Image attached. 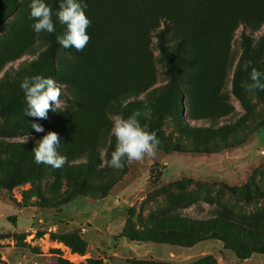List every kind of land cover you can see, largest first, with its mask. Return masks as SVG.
<instances>
[{"label": "rangeland", "instance_id": "obj_1", "mask_svg": "<svg viewBox=\"0 0 264 264\" xmlns=\"http://www.w3.org/2000/svg\"><path fill=\"white\" fill-rule=\"evenodd\" d=\"M234 1L190 17L205 41L169 31L160 61L154 30L127 7L83 0L90 41L79 52L57 43L55 17V32L33 31L31 0H0V264H264V91L247 90L251 67L264 73V22H241ZM44 2L55 13L60 0ZM35 75L64 86V111L24 116L20 83ZM136 111L156 155L109 167L110 116ZM49 131L67 157L60 169L34 162ZM213 217L230 224H196ZM202 228L226 236L186 233Z\"/></svg>", "mask_w": 264, "mask_h": 264}, {"label": "clouds", "instance_id": "obj_2", "mask_svg": "<svg viewBox=\"0 0 264 264\" xmlns=\"http://www.w3.org/2000/svg\"><path fill=\"white\" fill-rule=\"evenodd\" d=\"M30 19L34 21L31 25L33 31L37 34L41 32H55L56 23L64 27L62 35L57 36V43L64 49L74 48L82 52L90 41L87 29L91 21L86 16L85 9L87 4L83 0H60L58 9L53 10L44 0H31L29 4ZM251 62H245L243 70L248 71ZM264 73L251 67L250 80L247 90L253 92L256 89L264 91V82L261 77ZM62 85H58L52 78H45L40 75L25 77L20 88L24 93V116L34 119H46L47 113L51 110L64 111L66 104L60 98L63 94ZM140 112H133L127 118L119 114L111 115L112 126L111 135L115 138V148L111 152V158L107 165L114 169H121L124 161L142 162L145 159L154 158L159 140L155 132L148 130V125H141L138 117ZM32 129L36 132H43L40 124L32 123ZM29 140V136L23 138V143ZM35 147L32 149L34 162L44 164L55 169L62 168L67 162V157L61 155L57 149L60 145V138L57 133L49 131L41 139L35 141Z\"/></svg>", "mask_w": 264, "mask_h": 264}, {"label": "trees", "instance_id": "obj_3", "mask_svg": "<svg viewBox=\"0 0 264 264\" xmlns=\"http://www.w3.org/2000/svg\"><path fill=\"white\" fill-rule=\"evenodd\" d=\"M100 1V0H97ZM112 2L119 7H127L130 10L132 16L139 26H148L150 30H154L155 45L159 53V60L164 61L168 58L169 48L167 45V33L171 31L172 33L179 36L183 41L186 42H202L207 39H203L207 34L206 30H201L196 33V35H191V23L190 17H196L201 19L206 17L209 19L212 9L218 6L231 5L233 8L234 0H107ZM241 5H244L245 13L243 17H240L241 22H245L247 25L255 27L257 26L258 20L264 22V0H239ZM234 12V11H233ZM233 20V16L225 18L221 25L229 24ZM161 23V26H160ZM220 29V28H219ZM218 29V30H219ZM195 38V39H194ZM199 38V39H197ZM166 72L169 76L170 90L175 89V75L170 70L167 69ZM63 98L68 99L62 94ZM69 100V99H68ZM187 195H178V202L182 204L186 202ZM187 203V202H186ZM183 205V204H182ZM185 205V204H184ZM178 217L177 215H174ZM9 220L14 221V216L8 217ZM189 220L188 218L182 219L180 228L176 230L178 233H184L185 222ZM228 225L230 224L225 218L213 217V219L205 220L202 222H197L196 224L202 225L208 222L217 223L221 222ZM240 226V225H239ZM197 229V226H196ZM199 240L201 238L207 237L208 235H214L222 239L225 238V234L222 232L210 229L206 231L202 230H191L186 232ZM249 252H258L259 247L256 245H249Z\"/></svg>", "mask_w": 264, "mask_h": 264}]
</instances>
